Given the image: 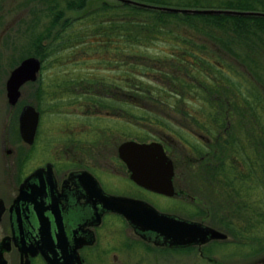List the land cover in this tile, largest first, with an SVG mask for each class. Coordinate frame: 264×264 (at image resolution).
Here are the masks:
<instances>
[{"label":"rangeland","instance_id":"rangeland-1","mask_svg":"<svg viewBox=\"0 0 264 264\" xmlns=\"http://www.w3.org/2000/svg\"><path fill=\"white\" fill-rule=\"evenodd\" d=\"M131 1L150 4L153 7L149 9L154 10H160L158 7H171L139 0ZM55 2L56 7L59 6L63 9L66 16L73 17H77L79 14H88V11H97L103 6V3L110 7L123 3L119 0H92L91 4L84 10L73 11L65 7L66 0H53L49 4ZM49 4L46 1L41 2V0H5L1 6L0 160L4 171L6 163L3 152L5 153L7 149L14 150V146H19V143L13 145L16 137L10 135L13 133L12 130L17 122L14 120L16 107H11L7 102L5 80L12 68L24 57L29 56L27 53L33 50L32 40L42 33L45 26L49 24L53 13H50ZM129 4L146 8L133 3ZM187 9L224 8L187 7ZM105 18L107 19L108 16ZM91 19L88 16V21ZM120 25L118 21L116 25L118 29ZM110 26L107 23L105 31ZM109 31H112V29L110 28ZM121 33L118 32L116 36L111 34L110 39L115 38L117 41V47L115 48L114 45L116 44L112 42L107 48L100 46V49L93 45L83 50L78 47L58 49L55 54L46 58L37 83L26 84L21 88L20 103L36 104V86L40 85L43 91V100L40 103L44 113L42 120L48 121L43 122V129L47 130L48 127L54 125L65 127L66 122L74 121L102 122L106 127L108 124L111 128L119 127L121 131L119 140L107 143L104 147H101L102 144L100 143L90 142L93 149L87 152L89 157L83 151L81 153L85 158H89L92 163L95 162V165L91 166L93 170L90 168L88 170L92 173L95 172L100 179H103L104 173L106 174L107 177L103 181L109 187L110 184L113 188L116 187L119 183L118 175L123 178L126 177L127 173L123 163H120L118 159L116 162L121 170L115 169L109 158L104 162H100L97 154L99 150L114 151L121 141L137 137L144 140L163 141L170 154L178 160L177 168L179 167V169L175 174V187L177 190H181L182 195L180 197H167L151 193L149 203L159 211L188 218V216L194 214V205L196 206V203L199 204L200 202L199 205L204 206L210 212L207 219L193 217L188 219L197 220L214 227L209 223L210 216H212L211 208H213V205L218 207V202L213 203V205L210 201L208 203L207 199L201 196L197 189L193 188L191 175L187 173L188 169L184 168V158L193 157L195 154L193 151L194 145L199 144V139L204 140L195 132L199 122L197 117L199 118L202 114L204 101L199 93H195V99L190 100L189 98L183 99L176 91L179 89L181 70L176 63L177 58H173L172 53L173 50L180 49L174 47L172 43L163 42L162 40L153 43L147 42L146 45H136L133 44L132 40H123V36L119 35ZM99 39H105V37L97 32V35L89 37L87 42L91 44L93 40ZM205 39L206 37L200 36L198 40L200 43L209 44L210 40ZM215 49L221 51L218 46H215ZM123 52L125 55L122 54ZM224 53L230 56L226 51ZM122 55L124 59H122ZM210 56L212 60H219V57ZM237 59L240 60L241 58L231 56L227 59V57H224V60H228L231 66L237 62ZM193 66L197 67L194 63ZM118 74L121 76V101L113 99H102L100 101L93 99L95 97L91 94L89 96L87 94L83 95V86L93 85L96 82L114 84L113 80ZM237 74H239L238 71ZM115 83L118 85L117 82ZM75 88L78 89L74 90ZM89 99L94 100L92 102L104 103L103 108L106 114L102 112L97 115H86L84 112L86 107L83 104L91 102ZM114 108L120 111L121 117H114L111 114ZM189 110L196 113V122L187 117L186 112ZM188 120L193 124L189 125ZM261 124H264V122H261ZM179 136L182 138L180 139ZM260 141L264 144V135L261 136ZM113 146L115 148L110 150L109 148ZM260 154L261 164L264 165V150ZM253 156L257 155L253 153ZM65 172L66 168H60L59 173L64 175ZM122 182L124 183V181H121V186L125 188ZM252 183L259 186L258 191L261 194L264 182H258L254 179ZM191 195L197 196L196 203L191 202ZM248 202L253 210L248 211L245 209L247 211L245 220H248L251 215L255 216L258 211L262 212V204L259 203V206H256L249 200ZM237 217L239 218V216ZM240 217L244 218V215L241 214ZM256 219L264 222V219L261 220L258 217ZM216 229L224 232L219 228ZM259 232L261 233L259 236L247 238L245 240V242H248L245 243L246 245L241 244L240 239L233 242L232 237L224 232L226 238L211 241L205 245L202 244L201 247L199 245H187L170 248L150 241L149 243L144 242L139 237L137 238L125 220L106 215L97 228L96 244L90 249L93 253H96L97 248L101 249L102 255L95 259L89 257V264H264V228Z\"/></svg>","mask_w":264,"mask_h":264},{"label":"trees","instance_id":"trees-1","mask_svg":"<svg viewBox=\"0 0 264 264\" xmlns=\"http://www.w3.org/2000/svg\"><path fill=\"white\" fill-rule=\"evenodd\" d=\"M3 1L0 0V10ZM43 1L49 4L53 0ZM139 1L181 8L264 12V0ZM91 2L66 0L65 7L82 11ZM49 9L50 13L53 12L52 18L45 30L32 40L33 50L27 53L41 60L46 61L48 56L65 47L83 50L93 45L99 49L100 46L107 48L112 42L117 43L110 37L111 34L118 35V32H122L119 35L123 40H132L136 45L162 40L180 49L172 53L181 70L176 91L183 99L190 100L199 93L205 103L201 116L197 117L199 122L195 131L204 140L199 139V144L194 145L193 157L184 158V168L191 175L193 188L208 203L218 202V207L213 205L211 208L209 223L212 226L228 233L233 242L240 239L243 245L248 243L245 242L247 238L259 236L264 222L256 217L264 219V188L260 194L259 186L252 182L254 179L264 182L260 154L264 150L260 141L264 135V124H261L264 122V16L178 13L135 7L129 3L111 7L103 3L97 11H88V14L77 17L66 16L63 9L56 7V2L49 4ZM88 16L92 18L90 21ZM118 21L121 24L119 29L116 26ZM107 23L111 26L105 31ZM97 32L105 39L93 40L89 44V37L97 35ZM200 36L206 37L210 43H200ZM215 46L221 51L214 50ZM225 51L230 56L225 55ZM210 55L219 57V60H212ZM231 56L242 60L237 59L231 66L228 60H224V57L228 59ZM186 113L196 122L195 112L189 110ZM196 197L191 195V202L196 203ZM248 200L256 206L262 204V212L258 211L245 220L246 210H253ZM199 204L194 205V214L188 218L207 219L210 212ZM241 214L244 218L240 217Z\"/></svg>","mask_w":264,"mask_h":264},{"label":"flooded vegetation","instance_id":"flooded-vegetation-1","mask_svg":"<svg viewBox=\"0 0 264 264\" xmlns=\"http://www.w3.org/2000/svg\"><path fill=\"white\" fill-rule=\"evenodd\" d=\"M40 61L41 68L36 79L21 85L20 97L15 105L8 103L11 107H16L14 120L17 122L10 135L16 137L13 145L19 143V146L3 152L5 171L0 160V264H49L48 260L56 264H89V257L95 259L102 255L101 249L97 248L96 253L90 249L96 244L97 228L106 215L125 220L137 238L147 243L153 242L137 233L121 213L107 208L99 191L105 195L127 197L149 204L150 194L156 192L139 185L131 178V171L119 155V146L125 141L137 143L156 141L173 161L172 182L175 193L171 197H180L181 190L175 187L177 170L175 157L170 154L163 141L144 140L139 137L121 141L114 151L99 150L97 154L100 162L109 158L114 168L120 169L116 162L118 159L123 163L127 173L123 178L118 175L119 183L116 187L113 188L110 183V187L106 186L103 181L107 177L106 174L104 173L103 179H100L95 172L88 170V168L93 170L91 166L95 165V162L92 163L81 153L83 151L89 157L87 152L93 149L90 142L100 143L101 147H104L107 143L119 140L120 128H111L109 124L106 127L102 122L74 121L66 122L65 127L54 125L47 130L43 129V122L48 121L42 120L44 114L40 105L43 100L42 87L36 86V104L20 103L21 88L38 81L45 63V60ZM120 80L121 76L118 74L113 80L114 84L107 82L87 84L82 87L83 95L91 94L95 97L93 99L100 101L102 99L121 101ZM76 89L78 88L74 90ZM89 100L91 102L83 104L86 107L84 108L86 115H97L102 112L106 114L104 103ZM27 104L32 105L38 112L37 126L30 143L24 140L19 130V116ZM111 114L114 117H121L120 111L115 108ZM54 142L55 145L51 147ZM114 148L115 146L109 149ZM60 168H66L64 175L59 173ZM121 181H124L122 185H125V188H122ZM211 241L215 240H209L205 244Z\"/></svg>","mask_w":264,"mask_h":264},{"label":"water","instance_id":"water-1","mask_svg":"<svg viewBox=\"0 0 264 264\" xmlns=\"http://www.w3.org/2000/svg\"><path fill=\"white\" fill-rule=\"evenodd\" d=\"M133 3L131 0H119ZM137 5L150 8V4ZM160 10L181 13L259 15L264 12L229 9H187L179 7H158ZM41 68L36 56L23 58L9 73L6 79V97L10 105H15L20 97L19 88L27 81H33ZM38 112L32 105H25L19 116V130L25 141L31 142L37 126ZM119 155L131 171V178L151 191L172 196L175 193L172 178L174 165L162 145L156 141L137 143L126 141L119 146ZM97 191H99L97 189ZM104 204L111 210L121 213L134 230L149 238L157 245L169 247L202 245L212 239H224L226 234L200 221L160 212L150 203L127 197L105 195L99 191ZM56 264L48 260L49 264ZM80 264V263H79Z\"/></svg>","mask_w":264,"mask_h":264}]
</instances>
